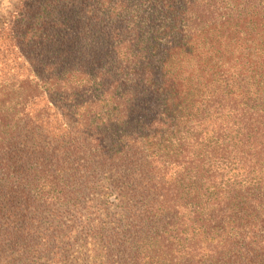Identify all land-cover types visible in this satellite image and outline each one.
<instances>
[{
	"label": "trees",
	"instance_id": "obj_1",
	"mask_svg": "<svg viewBox=\"0 0 264 264\" xmlns=\"http://www.w3.org/2000/svg\"><path fill=\"white\" fill-rule=\"evenodd\" d=\"M20 2L0 28V264L74 239L62 217L103 184L116 212L78 222L97 264H264V0Z\"/></svg>",
	"mask_w": 264,
	"mask_h": 264
},
{
	"label": "rangeland",
	"instance_id": "obj_2",
	"mask_svg": "<svg viewBox=\"0 0 264 264\" xmlns=\"http://www.w3.org/2000/svg\"><path fill=\"white\" fill-rule=\"evenodd\" d=\"M20 1L21 0H0V28L7 30L6 25L9 23L11 14L17 11V8L21 5ZM0 37H2L1 32ZM91 188L90 192L81 200V207L77 209V213L72 216L64 215L62 217V222L60 224L61 230H63L64 234L67 236L74 237V239L68 240L65 237L62 243L55 245L51 251L45 252L43 258L39 260L34 259V264H97L95 263L97 258L94 259L93 257V249L95 248L85 239L84 233L80 231V227L78 226V222L82 215L85 216V218H90L95 221L97 219L96 214L94 212H83L80 215L79 212H81L82 206H86L89 209L92 206L94 210L97 208H104L111 212H116L117 209L111 202L107 185L103 184L98 187V190L105 192L102 196H99L97 193H92L94 188L92 186ZM50 219L44 217L38 228H49L48 226L55 225L56 222Z\"/></svg>",
	"mask_w": 264,
	"mask_h": 264
}]
</instances>
